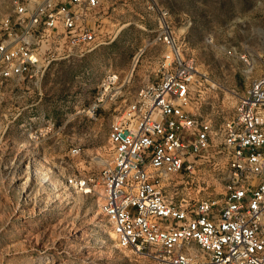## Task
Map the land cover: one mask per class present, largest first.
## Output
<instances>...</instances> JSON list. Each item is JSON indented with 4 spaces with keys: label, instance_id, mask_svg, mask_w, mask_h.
<instances>
[{
    "label": "rangeland",
    "instance_id": "rangeland-1",
    "mask_svg": "<svg viewBox=\"0 0 264 264\" xmlns=\"http://www.w3.org/2000/svg\"><path fill=\"white\" fill-rule=\"evenodd\" d=\"M15 1L0 0V17ZM153 2L168 10L182 54L197 69L190 108L221 126L238 96L264 75V0ZM101 10L100 45L84 57L52 61L42 97L27 81L0 84V264H155L118 246L100 212L101 175L111 161L112 123L147 80L161 77L168 52L153 43L157 14L146 13L143 0H102ZM59 53L54 46L47 55ZM111 73L120 78L118 97L94 110ZM31 127L44 130L40 139H30ZM71 177L95 178V191L81 194L66 184ZM225 177L200 163L173 180L194 204L223 200Z\"/></svg>",
    "mask_w": 264,
    "mask_h": 264
},
{
    "label": "built area",
    "instance_id": "built-area-1",
    "mask_svg": "<svg viewBox=\"0 0 264 264\" xmlns=\"http://www.w3.org/2000/svg\"><path fill=\"white\" fill-rule=\"evenodd\" d=\"M101 7L102 0H16L13 12L0 17V84L27 81L42 97L52 61L84 57L100 45ZM151 9L159 28L153 43L168 53L159 63L161 77L147 80L111 125L100 212L121 249L155 264H264V75L238 96L232 116L218 127L190 108L197 69L182 54L168 10ZM54 46L59 58L47 55ZM119 85V75L108 74L94 110L117 99ZM32 129L30 139H40L44 130ZM200 163L227 173L223 200L191 204L174 184L175 176L194 173ZM95 182L66 180L85 195Z\"/></svg>",
    "mask_w": 264,
    "mask_h": 264
},
{
    "label": "crops",
    "instance_id": "crops-1",
    "mask_svg": "<svg viewBox=\"0 0 264 264\" xmlns=\"http://www.w3.org/2000/svg\"><path fill=\"white\" fill-rule=\"evenodd\" d=\"M144 1V6H145V11H146V13H154L153 11H152V9H151V6L153 5V4H155L156 5V3H154L153 2V0H143ZM101 11V15H100V17H99V20H100V18H101V16H102V10H100ZM109 17H111V16H109ZM109 17H108V19H109ZM99 20H98V22H99ZM57 60H63V59H57ZM56 60V61H57ZM44 93V92H43Z\"/></svg>",
    "mask_w": 264,
    "mask_h": 264
}]
</instances>
